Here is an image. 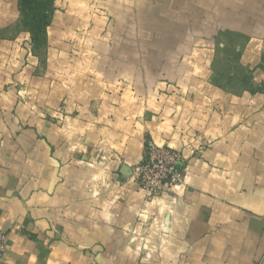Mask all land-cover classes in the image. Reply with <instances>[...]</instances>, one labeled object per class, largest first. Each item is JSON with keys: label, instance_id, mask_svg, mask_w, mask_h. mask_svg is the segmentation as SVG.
<instances>
[{"label": "crops", "instance_id": "0c3cea01", "mask_svg": "<svg viewBox=\"0 0 264 264\" xmlns=\"http://www.w3.org/2000/svg\"><path fill=\"white\" fill-rule=\"evenodd\" d=\"M263 55L264 0H0L2 264H264Z\"/></svg>", "mask_w": 264, "mask_h": 264}, {"label": "built area", "instance_id": "2783aa9c", "mask_svg": "<svg viewBox=\"0 0 264 264\" xmlns=\"http://www.w3.org/2000/svg\"><path fill=\"white\" fill-rule=\"evenodd\" d=\"M182 155L179 151L147 143L145 157L133 168L132 180L151 196H158L167 187L173 188L184 181L183 171L179 166ZM7 249V235L0 232V264Z\"/></svg>", "mask_w": 264, "mask_h": 264}, {"label": "trees", "instance_id": "16d2710c", "mask_svg": "<svg viewBox=\"0 0 264 264\" xmlns=\"http://www.w3.org/2000/svg\"><path fill=\"white\" fill-rule=\"evenodd\" d=\"M53 0H19L23 23L32 34L35 44L41 43L46 34V27L52 9Z\"/></svg>", "mask_w": 264, "mask_h": 264}, {"label": "rangeland", "instance_id": "374dc122", "mask_svg": "<svg viewBox=\"0 0 264 264\" xmlns=\"http://www.w3.org/2000/svg\"><path fill=\"white\" fill-rule=\"evenodd\" d=\"M22 14V13H21ZM263 63H262V66H261V69H262V71L264 72V55H263ZM261 87H263V86H261ZM261 89V88H260ZM263 89V88H262Z\"/></svg>", "mask_w": 264, "mask_h": 264}]
</instances>
